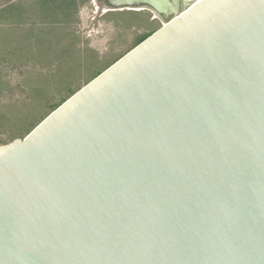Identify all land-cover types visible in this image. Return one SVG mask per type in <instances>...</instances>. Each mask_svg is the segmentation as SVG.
I'll list each match as a JSON object with an SVG mask.
<instances>
[{"label":"water","instance_id":"95a60500","mask_svg":"<svg viewBox=\"0 0 264 264\" xmlns=\"http://www.w3.org/2000/svg\"><path fill=\"white\" fill-rule=\"evenodd\" d=\"M159 29L0 146V264H264V0H92Z\"/></svg>","mask_w":264,"mask_h":264},{"label":"rangeland","instance_id":"374dc122","mask_svg":"<svg viewBox=\"0 0 264 264\" xmlns=\"http://www.w3.org/2000/svg\"><path fill=\"white\" fill-rule=\"evenodd\" d=\"M72 11L68 21L60 18L54 25L29 20L37 25L33 33L28 25L2 27L0 146L23 139L63 100L162 25L148 10L109 12L92 0H78Z\"/></svg>","mask_w":264,"mask_h":264},{"label":"trees","instance_id":"16d2710c","mask_svg":"<svg viewBox=\"0 0 264 264\" xmlns=\"http://www.w3.org/2000/svg\"><path fill=\"white\" fill-rule=\"evenodd\" d=\"M77 1L78 0H24L23 2L15 0H3L2 5L0 6V18L2 19V22L0 20V40L3 26H14L19 28L26 27L28 25L31 27V29H28L33 33L35 32V29H37V25H35V21H33V23H29V20L31 19L40 20L43 27L45 26V22H47V24L54 25L55 21H60V18H62L64 21H68L75 13L72 10L75 8ZM148 36H145L141 41H139V43ZM74 93H72L70 96H72ZM68 98L63 100L58 106H60ZM58 106H56L52 111H54ZM36 126H34L26 135H28Z\"/></svg>","mask_w":264,"mask_h":264}]
</instances>
